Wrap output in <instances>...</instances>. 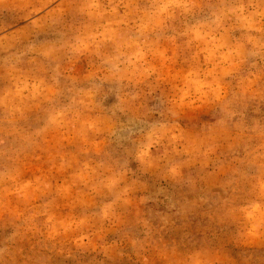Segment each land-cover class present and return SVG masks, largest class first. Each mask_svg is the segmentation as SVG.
Instances as JSON below:
<instances>
[{
  "label": "rangeland",
  "instance_id": "rangeland-1",
  "mask_svg": "<svg viewBox=\"0 0 264 264\" xmlns=\"http://www.w3.org/2000/svg\"><path fill=\"white\" fill-rule=\"evenodd\" d=\"M0 264H264V0H0Z\"/></svg>",
  "mask_w": 264,
  "mask_h": 264
}]
</instances>
